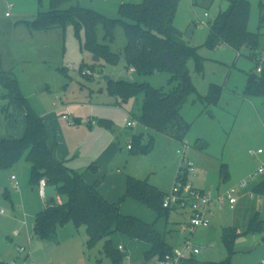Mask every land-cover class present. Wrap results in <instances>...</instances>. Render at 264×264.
<instances>
[{
  "label": "rangeland",
  "instance_id": "1",
  "mask_svg": "<svg viewBox=\"0 0 264 264\" xmlns=\"http://www.w3.org/2000/svg\"><path fill=\"white\" fill-rule=\"evenodd\" d=\"M123 1L139 0H74L62 8L79 5L114 19L118 18V7ZM248 1L247 29L259 35L258 48L254 51L258 62L249 56L245 46L237 51L225 44L215 48L204 45L209 24L229 6L226 0H180L173 21L186 44L197 48V54L202 58L200 72L196 70L193 59L187 62L195 93L181 108V115L189 125L186 145L181 148L195 167L193 172H188L185 185L188 189H210L212 196H216L214 190L218 185L228 187L264 165V100L255 96L246 97L243 93L248 75L257 74V66L264 68V0ZM48 9V0H44L41 7L35 0H0V69L11 72L17 79L18 88L32 111L45 119L53 136L57 135L60 150H64L65 144L72 153L87 154L90 136L95 137L98 131L118 137L121 145L119 159L116 160L117 166L114 164L111 167L116 173V167L123 168L128 157V138L140 127H127L124 118L134 120L139 116L143 96L140 94L122 101L109 92L108 79L148 83L168 92L172 87L169 83L171 75L168 72L139 75L128 70L123 59L126 38L121 25L114 27L111 42L103 40L102 25L96 27L98 42L107 43L110 51L119 55V61L114 65L103 59L94 61L95 55L83 46V30L77 36L71 25L33 29L30 24L39 11ZM190 27L193 28L191 38H186ZM210 87L218 89L215 103L207 100ZM3 92L0 83V136L6 134L7 120L1 113V106L5 104L1 99ZM63 115L67 119H63ZM90 120L95 123L90 125ZM101 120L108 121L111 128H105ZM71 122L75 123L74 126ZM150 134L157 143L160 142L155 133ZM258 149L262 153L251 154ZM161 154L157 151L154 155V171L161 168L167 182L173 171L172 161L179 159V166L182 167L185 162L182 161V153L175 154L173 160L169 153L170 158L163 164L165 166H158L156 163ZM221 164L227 165L230 175L223 185L219 177ZM111 168L104 175L110 176ZM177 170L176 167L174 171ZM12 174L16 177L18 188L14 186ZM173 181L167 184L171 186ZM45 201L46 198L40 197L38 187L31 185L28 161L22 158L11 169L0 170V260H15L16 264H111L103 253V242L88 248L85 228H76L72 223L57 228L50 239L42 241L41 247L35 249L37 239L33 232V219L43 209ZM140 210L151 222L155 220L152 211L145 207ZM235 214V210L225 204L222 210L214 212L208 227H197L191 232L187 228L179 233L187 215L184 220L181 216L171 218L166 228L164 218H160L155 227L166 239L170 235L183 243L189 238L198 247L199 252L189 264L220 262L227 257L221 240L222 230L236 223ZM262 238L264 226L262 230L237 235L232 263L264 262ZM143 244L136 242L128 246V250L124 251L126 264L143 263ZM18 248L24 251L19 252ZM147 264L158 262L154 258Z\"/></svg>",
  "mask_w": 264,
  "mask_h": 264
},
{
  "label": "trees",
  "instance_id": "2",
  "mask_svg": "<svg viewBox=\"0 0 264 264\" xmlns=\"http://www.w3.org/2000/svg\"><path fill=\"white\" fill-rule=\"evenodd\" d=\"M35 1L41 7L44 0ZM72 1L74 0H48L49 9L40 10L30 25L33 29L40 30L71 25L77 36L80 30H83V46L100 60L113 65L119 61V55L111 52L107 43L98 42L96 27L101 24L104 30L103 40L111 42L114 27L121 25L126 38L123 50L125 67L139 75L168 72L171 75L169 83L172 87L168 92H163L148 83L108 79L109 92L122 101H128L141 94L143 100L137 117L139 123L184 144L189 125L181 115V108L189 96L195 93L187 62L193 59L196 70L200 72L202 58L197 54V48L187 45L181 32L173 25L180 0L123 2L118 7V18L114 19L79 5L62 8ZM226 1L228 8L220 12L215 21L209 24V34L204 45L215 48L225 44L237 51L245 46L249 56L258 62L254 51L258 48L259 35L247 29L249 1ZM164 52H168L171 66L164 60ZM0 83L4 90L1 99L5 102L1 106V113L7 118L6 134L0 136V170L11 169L23 158L30 163L31 185L38 186L39 181L43 179L47 185L56 188L54 202L46 204V207L34 216L33 232L36 239L41 242L50 239L57 228L72 223L76 228H85L88 248L103 242V253L111 264H124L126 257L124 251L114 245V234L148 245V249L142 253L143 264L154 258L156 261L161 260L164 255L170 254L171 246L155 230L153 224L120 212V203L132 199L153 211L157 219L167 218L172 208L163 207L165 194L146 179L126 176L124 192L119 201H107L98 191V181L87 183L81 173L54 158L56 141H50L48 124L42 116L32 111L20 92L14 75L0 69ZM243 93L245 96L260 97L264 100L263 67L257 74L248 75ZM207 100L215 103L218 100V89L210 87ZM100 123L109 124L103 120ZM153 146L152 136L144 140L140 135H135L131 139L130 154H147L152 151ZM219 175L222 181L228 180L226 164L220 165ZM186 176L187 174H184V182ZM251 186L255 195L264 196V178ZM263 226L261 211L254 210L243 234L262 230ZM237 235V227L223 228L221 240L227 257L220 262L208 261L198 264H233L231 256Z\"/></svg>",
  "mask_w": 264,
  "mask_h": 264
},
{
  "label": "crops",
  "instance_id": "3",
  "mask_svg": "<svg viewBox=\"0 0 264 264\" xmlns=\"http://www.w3.org/2000/svg\"><path fill=\"white\" fill-rule=\"evenodd\" d=\"M123 2H127V1H123ZM130 71H132V70H130ZM246 97H248V96H246ZM63 116H62V118H63ZM63 119H65V118H63ZM134 120L137 121L138 123L134 126L129 127V128H136L138 125H140V127L137 128L134 131V133L128 138L127 145L129 143H131V139L133 136L140 135L144 140H146L149 136H152L150 134L151 132L155 133L156 137L159 138L160 142L157 143V141H155L156 138H154V136H152L154 138L153 149L151 152L144 154V155H131L130 149L127 147V150L129 151V153H128V157L125 159V162H124L125 165L123 166V168L116 167L117 168L116 173L113 172V168H111V167L114 164L117 166L116 160L119 159V150H121V145L119 143V139H118V137L108 136L106 134L104 135L99 131L95 137L100 138V140H96V138L93 135L90 136L91 139L88 143L89 152L87 154H81L80 152L72 153L71 151H69L67 149L65 144H64V147H65L64 150H60L57 135L53 136L52 133H50V141L51 142H53L54 140L56 141V147L54 149V158L58 161H62L70 169H72L78 173H81L84 180L87 183L92 184L95 181H98V191L109 202H117L119 200V198L122 196V194L124 192L126 176H132V177L137 178V179H146L150 184L154 185L155 187H157L159 190H161L165 194V193L170 191V189H171V187L175 181V177H176L175 173L176 172L178 173V171L181 167V166H179L180 165L179 159L176 160L174 158H175V154L178 156V153H180V151L182 150L181 147H183V145H186V141H185L186 137L184 140V144H182V143H180V142H178V141H176V140H174V139H172L166 135L156 133V132L144 127L142 124L139 123L137 118H135ZM124 121H125V118H124ZM94 123H95L94 120H90V125H93ZM74 124H75L74 122H71V126H74ZM103 126L107 129L111 128L110 123L109 124L106 123ZM99 133H101L102 136H100ZM146 134H147V137H145ZM157 151L158 152L161 151V153H162L161 158L156 163V164H158V166L159 165L163 166V167L165 166L163 164L165 162H167L168 159L170 158L168 155L169 153L171 154L172 160L174 159L172 161L173 162V171H171L172 174L169 177L170 180L169 179L167 180V182H169L172 179H174L171 186H169V183L167 184V182L165 181V179L163 177L164 172L161 168L158 169V171H154L155 170L154 167L156 166L154 164V162L156 161V159H154L155 158L154 155H155V153H157ZM184 156H185V152H184ZM118 163H120V161ZM176 167L178 168V170L174 171ZM109 168H111L110 169V176L104 175V172L109 170ZM263 176L264 175H262L260 177V180L262 179ZM219 177H220V175H219ZM229 179H230V175H229L228 180ZM15 180H16V177H15ZM228 180L222 181L221 177H220V183L222 185L225 184L226 182H228ZM239 181H241V180H239ZM238 182H236L232 185H235ZM164 183H166L167 185H164ZM232 185H229L228 187H230ZM228 187H222L221 185H218V187L214 190V193H216V195H217L219 192L226 190ZM251 188H252V186L250 185L248 188L240 191L238 201L234 205L233 208H231L227 203H224L221 206H219V205L214 206L212 209V212H211L210 219H211V217L215 211L222 210L223 206L225 204H227L229 206V208L232 210H235V213H236L235 214L236 223L234 225L228 226V227H237L238 233L243 234V231L247 227L248 220H249L250 216L253 214L254 210H258V211H261L264 213V196L262 198V204H261V207L259 209L258 202H259V196L260 195L259 196L255 195L251 191ZM198 190L211 192L210 189L206 190V189L202 188V189H198ZM211 194H212V192H211ZM46 204L47 203L45 201L43 209L46 207ZM141 207H145V206L141 205L139 202H137L135 200L126 199L125 201L121 202V204H120V212L124 215L135 214V215L139 216L140 218L139 217H137V218L141 219L142 221H144L146 223L153 224L155 230L162 235V233L155 227L157 220H159L160 218L157 219L155 213L152 211L154 216H155V220L153 222H151V219H149L147 216H144V214L141 213V210H140ZM185 215H187L186 220H184ZM176 216L177 217H180V216L183 217L184 223L180 225V229H179V233H183L184 231L181 232L182 227L188 223V219L190 216V212L188 210H183L180 208L170 209V212H169L167 218L163 217L165 220V228L167 226L166 224L170 222V219L176 218ZM262 217L264 219V215ZM210 224H211V222H210ZM163 238L169 243V245L171 246L172 249L175 247H179L182 244L180 242H177V239H175L174 237H172L170 235H169V238H167V239L164 236H163ZM112 241H113L115 246L121 245L122 251L128 250V248H129L128 246L130 244H134V243L138 242V241L127 240L125 237H123L119 234H114L112 236ZM262 241H264V238H262ZM143 245H144V251L147 250L148 245L147 244H143ZM192 257L190 260L185 261L184 264H189L191 262V260H193ZM123 263L126 264V258L124 259ZM141 264H143V263H141Z\"/></svg>",
  "mask_w": 264,
  "mask_h": 264
},
{
  "label": "built area",
  "instance_id": "4",
  "mask_svg": "<svg viewBox=\"0 0 264 264\" xmlns=\"http://www.w3.org/2000/svg\"><path fill=\"white\" fill-rule=\"evenodd\" d=\"M257 72L261 71V67L258 66ZM89 74V71L85 72ZM63 118L67 119L64 115ZM126 125L128 127L136 125L138 122L135 120H128L125 118ZM185 147V145H183ZM129 149L131 143L127 146ZM182 153V161L185 162V166H181L175 181L169 192L165 193L163 199L164 208H180L183 210H188L190 216L188 223L182 227V231L187 228L189 231H193L197 227H208L210 225L211 212L214 206H221L227 203L231 208L237 203L239 198V193L241 190L248 188L250 185L259 182L260 177L264 175V165L258 167L256 171L250 174L247 178L242 179L237 184L228 187L226 190L219 192L216 196H212L210 191H202L195 188L188 189L183 181L184 174L194 171V164L184 156V150L180 151ZM261 149L256 152H251V154H260ZM11 179L15 181V176L12 175ZM15 188H18V183L15 181ZM47 186L45 180H40L38 183V192L41 198H45V187ZM119 250H122V246H118ZM19 252H23V248L17 249ZM199 252L198 247L194 246L190 239L187 238L183 243L176 248L171 250L170 254L164 255L160 260H157L158 264H184L185 261L191 259L192 256ZM0 264H16V261H4L0 260ZM33 264V263H32ZM261 264H264L262 262Z\"/></svg>",
  "mask_w": 264,
  "mask_h": 264
},
{
  "label": "water",
  "instance_id": "5",
  "mask_svg": "<svg viewBox=\"0 0 264 264\" xmlns=\"http://www.w3.org/2000/svg\"><path fill=\"white\" fill-rule=\"evenodd\" d=\"M192 29H193L192 27H190L188 29V31L186 32V38H191ZM138 44H139L140 47H142L141 42H139ZM163 58L168 63L169 66L172 65V62H171V59H170V56H169L168 52H164L163 53ZM93 59H94V61H99V57H97V56H94ZM100 91H102V90H100ZM55 196H56V188H55V186L47 185L45 187L46 203L47 204H52L54 202ZM262 198H263V196L260 195L259 196V202H258L259 209H260L261 204H262ZM98 239L100 240L101 237H99ZM40 247H41V242L40 241H36V248L35 249H38Z\"/></svg>",
  "mask_w": 264,
  "mask_h": 264
}]
</instances>
